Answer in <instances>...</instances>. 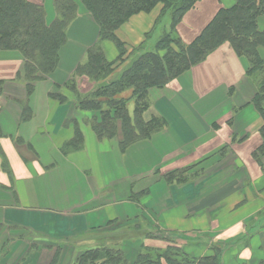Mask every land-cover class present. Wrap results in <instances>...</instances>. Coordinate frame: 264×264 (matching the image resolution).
Instances as JSON below:
<instances>
[{
  "label": "crops",
  "instance_id": "1",
  "mask_svg": "<svg viewBox=\"0 0 264 264\" xmlns=\"http://www.w3.org/2000/svg\"><path fill=\"white\" fill-rule=\"evenodd\" d=\"M31 1L45 6L48 22L56 18L55 0ZM235 2L198 1L178 34L190 43ZM162 9L160 3L136 13L117 29L129 52L156 39ZM258 26L264 30V14ZM98 39L97 21L79 4L58 67L35 82L33 115L25 121L19 101L27 97L24 58L17 50L0 51V264H50L57 248V264H72L99 244L97 230L136 224L171 237L198 259L217 253L218 264H264V158L254 156L264 142V119L252 103L257 84L247 75V58L226 42L166 86L151 88V111L167 125L123 152L121 133L99 139L89 112L50 96ZM104 48L111 60L119 54L112 42ZM73 117L84 146L63 153ZM190 167L195 177L185 183L162 178ZM143 238L120 240L129 261Z\"/></svg>",
  "mask_w": 264,
  "mask_h": 264
},
{
  "label": "trees",
  "instance_id": "2",
  "mask_svg": "<svg viewBox=\"0 0 264 264\" xmlns=\"http://www.w3.org/2000/svg\"><path fill=\"white\" fill-rule=\"evenodd\" d=\"M99 25V39L88 51L86 59L78 64L69 80L50 96L60 103L72 101L63 92L67 88L74 94L72 102L84 111L94 112L89 120L99 139L114 138L121 133L120 149L125 152L132 144L150 139L166 127V120L151 111L150 89L162 88L171 80L203 61L223 43H230L235 52L247 58V75L257 84L252 103L264 119V30L258 20L264 14V0H235L228 8H221L204 30L190 43H185L177 32L184 15L200 0H80ZM163 4L157 21L160 25L167 10L171 15V30L157 40L154 48H143L150 42L134 48V56L122 66H116L128 52L126 43L116 31L132 15L151 11ZM56 18L47 21L43 4L31 0H0V51L17 50L24 58L23 76L27 97L18 99L23 106L22 120L33 112L30 96L35 82L54 72L60 61V49L67 41V29L77 17V0H55ZM156 25V26H157ZM150 34L147 38L151 37ZM112 42L118 56L108 58L104 43ZM149 41V40H148ZM132 103V105H131ZM74 134L66 141L63 153L82 149L84 134L77 118L68 119ZM261 133L264 135V125ZM2 131L0 128V137ZM262 161L264 142L254 152ZM190 168L162 175L168 184L185 183L195 176ZM148 193V189L142 194ZM139 199V196H136ZM141 243L135 260L129 261L119 243L97 244L86 248L73 264H218L219 256L195 258L183 250L181 244L164 235L148 232ZM159 239L161 246L151 245L149 239ZM61 249L57 248L50 264H57Z\"/></svg>",
  "mask_w": 264,
  "mask_h": 264
},
{
  "label": "rangeland",
  "instance_id": "3",
  "mask_svg": "<svg viewBox=\"0 0 264 264\" xmlns=\"http://www.w3.org/2000/svg\"><path fill=\"white\" fill-rule=\"evenodd\" d=\"M78 2H79V4H82V2L80 1V0H78ZM83 6H84V4H83ZM55 7V6H54ZM79 11V10H78ZM169 30H171V15H170V10H167L166 12H165V14H164V16H163V20H162V23H161V25H160V31H159V33L157 34V37H156V39H154V40H149L148 42H152V43H149V44H147V45H145L143 48H154L155 47V44L157 43V40H159L160 39V37L164 34V32H167V31H169ZM105 44V43H104ZM135 52H137V51H134V49L133 50H131L130 52L128 51L123 57H122V60H119L117 63H116V66H118V65H120V66H122L121 64H122V62L124 63V62H126V61H129L130 59H132L133 58V56H134V53ZM59 90V89H58ZM57 92V91H56ZM63 92L65 93V94H68V96L69 97H71L72 98V101L74 100V98H75V96H74V94L73 93H71L67 88L65 89H63ZM74 103V102H73ZM74 105H75V103H74ZM131 105H132V103H131ZM77 107V106H76ZM78 108V107H77ZM80 109V108H79ZM86 112H89V111H86ZM95 113L94 112H89V114H88V117H90L89 119H88V122H89V120L93 117V115H94ZM81 124V123H80ZM82 127V126H81ZM165 181V180H164ZM137 223V222H136ZM125 225H123V226H113V225H111V226H109V227H106V228H101V229H99V230H97L96 231V233L94 234V236H96L95 238H96V240H100V242H99V244L100 245H103V244H107V245H112V244H114V243H119V244H121L120 242V240L121 239H123V238H128V237H136V236H141V235H145V238H143V240H142V242H144V241H146L148 238H147V234H148V232H153V231H151L150 230V228H148V229H143L142 228V225H140V224H136V226H126V227H124ZM123 227H124V229H123ZM122 229V230H121ZM127 229V230H126ZM167 237V236H166ZM168 238H170V239H172L171 237H168ZM173 241H174V239H173ZM176 241V240H175ZM141 242V243H142ZM148 243H151V245H158V246H161L163 243H161L160 242V240L159 239H156V238H152V239H149L148 241H147ZM98 244V243H97ZM96 244V245H97ZM95 245V246H96ZM140 246H141V244H140ZM89 247H93V245L91 246H89ZM88 247V248H89ZM76 250L78 249V247L77 248H75ZM78 257V256H77ZM134 260H135V258H134ZM72 264H73V262H72Z\"/></svg>",
  "mask_w": 264,
  "mask_h": 264
}]
</instances>
